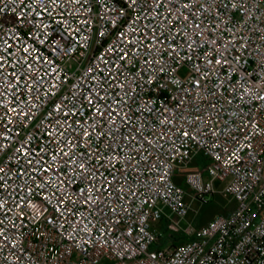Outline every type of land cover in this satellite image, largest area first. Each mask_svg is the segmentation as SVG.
Here are the masks:
<instances>
[{
    "label": "built area",
    "instance_id": "obj_1",
    "mask_svg": "<svg viewBox=\"0 0 264 264\" xmlns=\"http://www.w3.org/2000/svg\"><path fill=\"white\" fill-rule=\"evenodd\" d=\"M0 264H264V0H0Z\"/></svg>",
    "mask_w": 264,
    "mask_h": 264
},
{
    "label": "rangeland",
    "instance_id": "obj_2",
    "mask_svg": "<svg viewBox=\"0 0 264 264\" xmlns=\"http://www.w3.org/2000/svg\"><path fill=\"white\" fill-rule=\"evenodd\" d=\"M189 167L191 169L196 168L197 164L191 163ZM175 182L181 184V186L186 187L185 184L181 182V177L179 174L175 176ZM222 186V182L215 180L213 182V187L216 191L211 194L208 201L204 204H199L197 201L192 200L190 202L192 210L188 212L186 219L190 220L194 225H199L213 216H216L218 214H225L226 211L231 210L234 206V203L219 192ZM188 199L189 196L186 191V193L184 194V200L188 201ZM183 224L184 223H182V225Z\"/></svg>",
    "mask_w": 264,
    "mask_h": 264
},
{
    "label": "crops",
    "instance_id": "obj_3",
    "mask_svg": "<svg viewBox=\"0 0 264 264\" xmlns=\"http://www.w3.org/2000/svg\"><path fill=\"white\" fill-rule=\"evenodd\" d=\"M192 163H196L197 165H200L201 166V165H204L206 163V159L202 158L201 156H197ZM174 180H175V178H174ZM181 182H182V180H181Z\"/></svg>",
    "mask_w": 264,
    "mask_h": 264
}]
</instances>
